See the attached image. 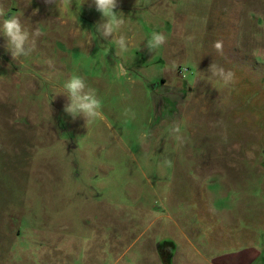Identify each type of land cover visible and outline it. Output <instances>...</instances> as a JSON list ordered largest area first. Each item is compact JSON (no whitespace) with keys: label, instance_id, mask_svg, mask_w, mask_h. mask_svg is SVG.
I'll return each mask as SVG.
<instances>
[{"label":"rangeland","instance_id":"1","mask_svg":"<svg viewBox=\"0 0 264 264\" xmlns=\"http://www.w3.org/2000/svg\"><path fill=\"white\" fill-rule=\"evenodd\" d=\"M117 4L123 53L92 0H0L39 33L15 59L0 35V264H264V0ZM72 75L101 119L65 113ZM163 197L182 232L146 229Z\"/></svg>","mask_w":264,"mask_h":264},{"label":"clouds","instance_id":"2","mask_svg":"<svg viewBox=\"0 0 264 264\" xmlns=\"http://www.w3.org/2000/svg\"><path fill=\"white\" fill-rule=\"evenodd\" d=\"M46 5H55L56 7H63L70 3V0H44ZM97 12L101 14V22L96 25V33L99 38L103 40L109 37L115 40L121 53L127 51V39L124 35H116L120 32L125 24L123 15H117L115 11L118 7L117 0H92ZM39 11L38 9L36 10ZM35 14V13H34ZM6 17L5 9L0 6V35L6 39V49L10 52L13 59L18 57L29 56L35 50V37L39 35L37 31L29 32L21 21V18L16 15ZM166 36L162 33H152L151 38L146 45L151 53L166 43ZM218 52H223V42L217 41L214 44ZM117 76L126 74V70L122 64L117 66ZM212 77L223 81L225 85L230 83L233 79V73L225 70L223 67L212 63L208 70ZM58 96L66 97L64 111L73 120L82 118L85 125L93 123L94 121L103 117L101 101L97 98L95 89L88 87L85 79L78 75H72L63 85L62 92ZM172 133H179V128L173 126ZM176 140L181 141L182 137L176 135ZM164 163L171 167L172 161L166 159Z\"/></svg>","mask_w":264,"mask_h":264},{"label":"crops","instance_id":"3","mask_svg":"<svg viewBox=\"0 0 264 264\" xmlns=\"http://www.w3.org/2000/svg\"><path fill=\"white\" fill-rule=\"evenodd\" d=\"M159 177L162 178V177H164V176L159 175ZM164 202H167V205H165V206H161L160 208H153V207H152L151 209H149V214H151V217H149V219L147 220V223H146V224H147L146 229H147V230H149V229H151V228H155V229H157V228L159 227V223H160L161 221L166 220V221H170V222L172 223V225H173V228H176L178 232H182L183 229H182L179 225L176 224L177 219L175 218L179 213L176 212L175 214H171L170 212H172L171 210L174 209V208H173L174 205L171 206V205L168 203V201L166 200V197H163V198H162V203H164ZM168 206H169V207H168ZM167 213L171 214V215L175 218V220H174L173 218H171ZM178 218H179V217H178ZM153 240H154V239H153ZM187 242H188L189 246H193V247H194V245H193V243L191 242V240H190L189 237H188ZM156 247H158V246L156 245ZM173 256L175 257L176 255H173ZM176 259H177V258H175L174 261H176ZM222 260H223V259H222ZM222 260H220L218 263H216V262L214 261L213 264H228V263H226V262H223ZM230 262H232V261H230ZM208 264H212V263L208 262ZM229 264H231V263H229Z\"/></svg>","mask_w":264,"mask_h":264}]
</instances>
